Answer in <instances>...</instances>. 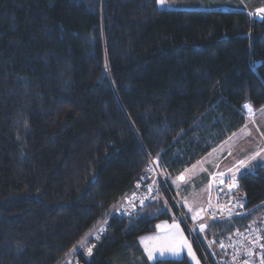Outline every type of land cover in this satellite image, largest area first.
<instances>
[{
    "label": "trees",
    "instance_id": "16d2710c",
    "mask_svg": "<svg viewBox=\"0 0 264 264\" xmlns=\"http://www.w3.org/2000/svg\"><path fill=\"white\" fill-rule=\"evenodd\" d=\"M245 103L264 105V16L157 0H0V264H189L150 263L137 239L183 220L166 177L242 126ZM149 160L166 185L157 199L110 213L148 190ZM238 191L246 209L264 202V165L242 173ZM255 210L210 223L207 240ZM102 220L100 238L76 249Z\"/></svg>",
    "mask_w": 264,
    "mask_h": 264
},
{
    "label": "crops",
    "instance_id": "0c3cea01",
    "mask_svg": "<svg viewBox=\"0 0 264 264\" xmlns=\"http://www.w3.org/2000/svg\"><path fill=\"white\" fill-rule=\"evenodd\" d=\"M218 2L219 4L205 5L203 7L174 6L172 8L189 9V10H222V11L241 10L248 13L250 16H253L256 19H261L264 16V14L261 13H259L261 15L260 18L259 16L256 15L258 14L256 9H258L259 7L261 9H264V7L262 8L263 5L259 4L258 0L254 5L251 6L246 5L245 4L246 2L240 3V0H218ZM251 110L252 112L250 115L248 114L249 113L248 109L243 108L244 123L236 131H234L232 134L227 136L218 144L213 145L204 154L200 155L191 165L184 168L178 174H176L173 177L167 178L169 188L172 193L171 194L172 199L176 206H179L180 204H184V201H188L189 199L195 198L196 196L197 197L201 196L202 198H204L203 199L204 201L203 216H204L205 211L208 209L211 203L212 185L211 188H209V184H211V180L214 176H218L219 173L226 174L233 170L240 169L241 168L239 165L240 161L246 162L247 166L244 168L246 171H253L255 167L264 165V106L256 110L255 109L253 110L251 108ZM241 132H243L245 136L246 133L248 132L250 135L249 138L253 140H257L258 142L256 145L255 144L250 146L248 145L247 147L249 149L248 152L243 157L240 158L239 155L240 151L237 152V149L240 150L238 148V145L239 146L244 145V141L243 142L239 141V143L233 144L232 147L226 146V144L230 140V138L234 139L237 136V134ZM256 153H260V155L257 156L255 160H252L251 158ZM154 166L158 172V168L155 162H154ZM186 169L187 172H185ZM201 169H203V171ZM181 173L185 174V180L176 181V183H173V180H175V178ZM149 175H150L149 177L150 180L149 185H150L152 184L153 180H156V175L151 173H149ZM158 176L161 177L159 172H158ZM142 192H148V190ZM153 194H155V192H153ZM123 203L124 201L122 199L120 201L115 202L110 208L109 212L112 214H118V212H120L122 209ZM181 219H183L182 221L186 222L187 224L190 223L187 220L188 218H185L184 216H181ZM176 220L178 222L181 221L180 218ZM104 221L105 220L98 221L78 242V244L76 245L77 246L76 249L79 250L81 248H84L89 243L90 240L95 239L99 235ZM164 222L170 224L172 221H161L158 222L157 224H162ZM202 222H203V217L201 218V220H195L192 224L189 225H191V227L193 226L195 232H197L198 234H202L203 232H201L199 229V224ZM180 227L181 230L184 232L185 238L188 240L189 244L191 245L192 254L195 256V260L192 258V255H189L188 250L185 248L180 251L179 256H172L168 253H165L164 256H160L159 253H155L154 259L150 261L147 257V254L144 251V246L140 243V241L142 238L162 236L163 233L158 232L155 227V230L152 233L144 234L137 239L141 251L143 252L144 256L150 263H154L156 261H161V260H182L185 258L189 262V264H203L200 260V257L198 256L196 248L192 243V240L190 239L182 223L180 224ZM149 243L151 242L149 241Z\"/></svg>",
    "mask_w": 264,
    "mask_h": 264
},
{
    "label": "built area",
    "instance_id": "2783aa9c",
    "mask_svg": "<svg viewBox=\"0 0 264 264\" xmlns=\"http://www.w3.org/2000/svg\"><path fill=\"white\" fill-rule=\"evenodd\" d=\"M148 168H151V171H147ZM145 171L159 177L152 160H149L146 164ZM214 177L211 180V206L208 207L204 214V223H221L244 218L249 216L250 211L255 208L258 212L247 221H244L240 227H234L231 233L220 239L212 249L205 245L209 257L200 247L198 240L191 231V225L184 222L191 239L202 256L204 264H245V262L247 264H261V258L264 257V247H262L264 246V202L253 209H246L244 198L238 191L237 180L235 179L236 186L229 190L227 181L231 178L230 176L225 175L223 177L226 181L225 184L219 183L221 179L219 175ZM159 179L163 183L162 178L159 177ZM136 195L139 198L148 196L144 206L152 201V195L148 192H141ZM132 197L133 194L127 196L124 200L120 211L124 216H129L136 209L143 207L140 205L139 199L133 201L132 204L127 203V201H132ZM221 243L224 244V248L220 247ZM209 258H211V261H209Z\"/></svg>",
    "mask_w": 264,
    "mask_h": 264
},
{
    "label": "snow or ice",
    "instance_id": "6c2138e0",
    "mask_svg": "<svg viewBox=\"0 0 264 264\" xmlns=\"http://www.w3.org/2000/svg\"><path fill=\"white\" fill-rule=\"evenodd\" d=\"M157 4L161 6H166L164 5V0H157ZM260 12H264V9H259L257 10V13L259 14ZM244 109H248L249 114L251 115V106L247 103L243 105ZM260 153H256L251 159L255 160L257 156H259ZM240 167H245L246 162L245 161H240L239 162ZM203 171V169H201ZM147 171H151V168H148ZM231 171V170H230ZM187 172V169L185 170ZM219 176L221 179L219 180L220 184H225L226 181L223 179L225 176L224 173H219ZM215 178V177H214ZM141 179H146V177H141ZM167 179V177H166ZM185 180V174L181 173L179 174L175 180H173V183H176V181H184ZM229 190H231L233 187L236 186L235 184V173H233V176L229 178L227 181ZM139 183L137 184V187H139ZM160 186H166V185H160L156 180H153L152 184L148 185V193L152 194L153 192L156 193L155 196H152L153 200H156L157 197L159 196V187ZM209 188H211V184H209ZM136 199H139V203L141 206H144L145 200L148 199V196H144L143 198L137 197L135 193H133L132 201H127V203L132 204L133 201ZM164 205L167 208L168 207V202L165 200ZM211 206V204L209 205ZM133 204V208H134ZM185 207L188 208V211L192 213V219L197 220L200 215L202 209H194L190 205L185 202ZM231 215V213H229ZM183 223V221L178 222L175 218H173L172 222L169 224L167 222H164L162 224H157L156 229L158 232L163 233L162 236H157V237H147V238H142L140 243L144 246V251L147 254L148 259L151 261L154 259V254L159 253L160 256H164L165 253H168L172 256H179L180 251L182 249H187L189 255H192V258L195 260V256L192 254V248L191 245L189 244L188 240L184 236V232L181 230L180 224ZM205 224L200 223L199 224V229L201 232H204L205 230ZM103 230V229H102ZM100 237L97 236L96 239H99ZM149 241L151 243H149ZM211 243V242H210ZM221 248H224V244H220ZM264 247V246H262ZM87 252L89 255H91L92 249L89 247L87 249ZM247 264V262H245ZM261 264H264V257L261 258Z\"/></svg>",
    "mask_w": 264,
    "mask_h": 264
},
{
    "label": "rangeland",
    "instance_id": "374dc122",
    "mask_svg": "<svg viewBox=\"0 0 264 264\" xmlns=\"http://www.w3.org/2000/svg\"><path fill=\"white\" fill-rule=\"evenodd\" d=\"M258 1H259L260 5H263L262 6V8H263L264 7V0H258ZM256 2H257V0H251V1L250 0H240V3H245L246 5H249V6L254 5ZM211 4L212 5L213 4H219V2H218V0H164V5H166V6H161V5L160 6L162 8L173 9L172 7H174V6H198V7H203L205 5H211ZM259 9H261V8L259 7L256 10H259ZM260 13L264 14V12H260ZM256 15L259 16V18L261 16L260 14H256ZM263 106H261V107H263ZM251 108L253 110L255 109L252 106H251ZM257 109H259V108H257ZM246 136L243 134V132H241V133L237 134V136L234 139L230 138V140L226 144V146L232 147L233 144L239 143V141L240 142L244 141V145H240V146L238 145V148L240 150L237 149V152L240 151L239 152L240 158L243 157L248 152V150H249L247 148L248 145L249 146L253 145V144L256 145L257 142H258L257 140L250 139L249 138L250 135H249L248 132L246 133ZM245 167H241L240 169L233 170L231 172L226 173L225 175L232 177L233 173H235V179L237 180V183H238L239 176L242 173L247 172L244 169ZM156 180L160 181V179L157 176H156ZM203 199L204 198H202L201 196L200 197L196 196L195 198L189 199L188 201H184V204H180L179 206H176V207H178L181 210V216H184L185 218H188L187 220L190 222L189 224H192L195 220L192 219V213L188 211L187 207H185V202H187V204L190 205L191 207H193L194 209H202L203 210V204H204ZM206 211H205V213H206ZM202 217L204 218L203 211H201V215H200V217L197 220H201ZM202 223H204V222H202ZM204 224L206 225V229H205V231L202 234H198L197 232H195V230L193 229V226L191 227V231L194 233V236L197 234L200 237V239L203 241L204 245H208V247L212 249L213 247H215V244L212 243L211 241H208L207 240V236H206L207 235V228H208L209 224L208 223H204Z\"/></svg>",
    "mask_w": 264,
    "mask_h": 264
},
{
    "label": "bare ground",
    "instance_id": "6f19581e",
    "mask_svg": "<svg viewBox=\"0 0 264 264\" xmlns=\"http://www.w3.org/2000/svg\"><path fill=\"white\" fill-rule=\"evenodd\" d=\"M153 163H154V162H153ZM163 181H164V180H163ZM119 211H120V210H119ZM118 213H119V212H118ZM129 216H131V215H129ZM105 227H106V226H105V225H103V229H105Z\"/></svg>",
    "mask_w": 264,
    "mask_h": 264
}]
</instances>
